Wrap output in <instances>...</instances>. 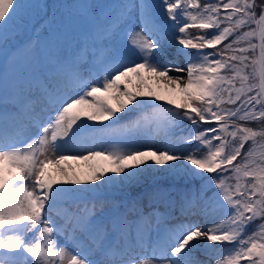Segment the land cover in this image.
Returning a JSON list of instances; mask_svg holds the SVG:
<instances>
[{"label":"snow or ice","instance_id":"6c2138e0","mask_svg":"<svg viewBox=\"0 0 264 264\" xmlns=\"http://www.w3.org/2000/svg\"><path fill=\"white\" fill-rule=\"evenodd\" d=\"M30 7L0 0V264H264V0H75L18 39Z\"/></svg>","mask_w":264,"mask_h":264},{"label":"rangeland","instance_id":"374dc122","mask_svg":"<svg viewBox=\"0 0 264 264\" xmlns=\"http://www.w3.org/2000/svg\"><path fill=\"white\" fill-rule=\"evenodd\" d=\"M100 1L101 0H95V2H97V3L100 2ZM107 1L108 0H106L104 3L102 2V4H108ZM109 1L111 3L118 2V0H109ZM111 3H109V4H111ZM26 19L27 18L24 17V19L21 21V23H19L18 26L22 27L23 24L26 23ZM14 27H15L16 30L19 31V37H18V39H25L26 35H27V37L30 35V32H27L26 31V28H24L25 32H23L22 29H17L16 28L17 26H14ZM16 42H17V40H14L12 42V44L15 45ZM4 56L7 57L8 56V53L0 50V59H1V57H4ZM174 58H175L174 57V49L173 48H167L165 50V52H164V55H163L162 59L170 60V59H174ZM179 62L181 64H183V58L182 57L179 58ZM149 83L151 84V86H152V88L154 90L160 91L161 94H166L164 92V90L162 88L158 87L154 82L150 81ZM64 163H65L66 166H68L71 169H74V170H76L78 172L84 170V165H83L82 162L68 160V161H66ZM49 170L50 171L52 170V166H49ZM120 190H122V189H120L119 187L112 188L110 190H106V192L104 193V194H106V196H105L106 198L105 197H102V202L105 204L106 207L109 206V205H111V204H115L116 203V200L113 198L114 196H116V197H118L120 199H123L124 198L125 192H123L122 194H120ZM100 202L101 201H97V204H99ZM209 211H210V214H211L212 218H214V214H215L216 209H214V208L211 207ZM129 219H131V217H129ZM188 220H196V219L195 218L188 217L187 220H181V221L188 222ZM181 221H177V222H181ZM194 255L199 260H205L206 259V257L200 251L195 252ZM212 264H215V261H213Z\"/></svg>","mask_w":264,"mask_h":264},{"label":"trees","instance_id":"16d2710c","mask_svg":"<svg viewBox=\"0 0 264 264\" xmlns=\"http://www.w3.org/2000/svg\"><path fill=\"white\" fill-rule=\"evenodd\" d=\"M194 31H196V30L194 29ZM206 51H210V50H206ZM252 126L258 127V125H252ZM148 179H147V184L150 185L152 183V181L155 180L159 186L166 187V188H172L173 186L179 188V187L183 186V184L185 183L184 180H181V179H178L175 177H170V176H167L165 174L157 175L152 181H150ZM193 183L198 185L199 181H194ZM189 186H191V185H189ZM251 231H252V227L249 228V232H251Z\"/></svg>","mask_w":264,"mask_h":264},{"label":"bare ground","instance_id":"6f19581e","mask_svg":"<svg viewBox=\"0 0 264 264\" xmlns=\"http://www.w3.org/2000/svg\"><path fill=\"white\" fill-rule=\"evenodd\" d=\"M219 215H220V212H219V210L216 209L215 214H214V218L218 217Z\"/></svg>","mask_w":264,"mask_h":264}]
</instances>
